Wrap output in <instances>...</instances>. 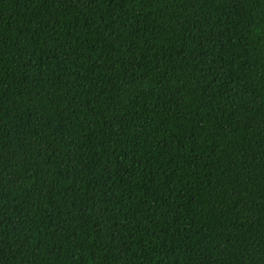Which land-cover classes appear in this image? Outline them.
I'll list each match as a JSON object with an SVG mask.
<instances>
[{"label":"trees","instance_id":"trees-1","mask_svg":"<svg viewBox=\"0 0 264 264\" xmlns=\"http://www.w3.org/2000/svg\"><path fill=\"white\" fill-rule=\"evenodd\" d=\"M0 264H264V0H0Z\"/></svg>","mask_w":264,"mask_h":264}]
</instances>
